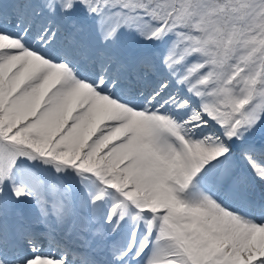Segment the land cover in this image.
I'll list each match as a JSON object with an SVG mask.
<instances>
[{"label": "snow or ice", "instance_id": "obj_1", "mask_svg": "<svg viewBox=\"0 0 264 264\" xmlns=\"http://www.w3.org/2000/svg\"><path fill=\"white\" fill-rule=\"evenodd\" d=\"M0 264H264V0H0Z\"/></svg>", "mask_w": 264, "mask_h": 264}]
</instances>
